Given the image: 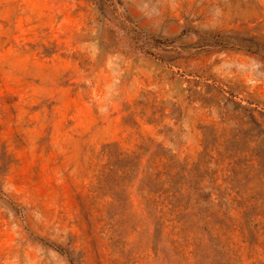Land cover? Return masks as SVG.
<instances>
[{"label":"rangeland","instance_id":"obj_1","mask_svg":"<svg viewBox=\"0 0 264 264\" xmlns=\"http://www.w3.org/2000/svg\"><path fill=\"white\" fill-rule=\"evenodd\" d=\"M0 264H264V0H0Z\"/></svg>","mask_w":264,"mask_h":264}]
</instances>
